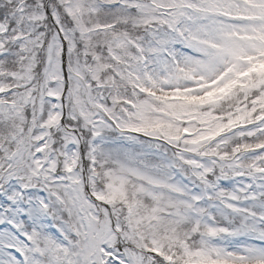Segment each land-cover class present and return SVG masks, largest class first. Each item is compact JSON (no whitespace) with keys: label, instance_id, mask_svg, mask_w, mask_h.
<instances>
[{"label":"snow or ice","instance_id":"6c2138e0","mask_svg":"<svg viewBox=\"0 0 264 264\" xmlns=\"http://www.w3.org/2000/svg\"><path fill=\"white\" fill-rule=\"evenodd\" d=\"M0 264H264V0H0Z\"/></svg>","mask_w":264,"mask_h":264}]
</instances>
